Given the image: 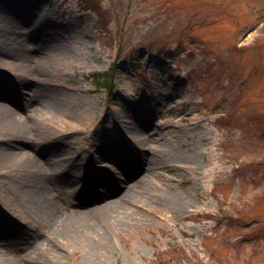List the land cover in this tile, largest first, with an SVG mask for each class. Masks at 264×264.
<instances>
[{"label":"rangeland","instance_id":"374dc122","mask_svg":"<svg viewBox=\"0 0 264 264\" xmlns=\"http://www.w3.org/2000/svg\"><path fill=\"white\" fill-rule=\"evenodd\" d=\"M0 58L17 70L0 104L52 127L36 172L0 177L24 227L0 229V264H264V0H0ZM129 187L132 205L91 216Z\"/></svg>","mask_w":264,"mask_h":264},{"label":"bare ground","instance_id":"6f19581e","mask_svg":"<svg viewBox=\"0 0 264 264\" xmlns=\"http://www.w3.org/2000/svg\"><path fill=\"white\" fill-rule=\"evenodd\" d=\"M13 66L11 63L7 62V60L0 58V72H3V71L10 72V70L11 72L13 71L16 72L17 70H13L11 68ZM41 75H42L41 71L37 70V77L39 78L41 77ZM19 77H22L27 80H38V78L33 73L26 71V69L25 71H21V74ZM61 121L62 120H59V122H53V124L57 128L64 130V131H59L56 134H60L62 132L65 133L67 130H69V129L66 130L65 127L62 126V124L60 123ZM0 123L11 127L10 129H4L3 131H7L8 137L9 139H11L10 141L15 142L12 150H8L7 148H0V166H3L5 168V171L0 170V177L9 176L10 175L9 170L14 172V171H19V170L30 169L29 172H36L35 168L39 162L36 161L35 156L33 155L34 154L33 151L34 150L38 151L36 149V144H38L39 141L43 139L45 132L52 130L51 125L47 123L46 121L38 118L37 113L33 111H29L27 113L25 112V115H24L12 109L10 106H6L2 104H0ZM69 132L70 130L66 132L65 134H68ZM49 138H51V135L49 136ZM213 140L214 141L216 140L215 136L213 137ZM214 151L215 149L212 148L209 153L210 155H213L212 160L218 162V159L215 156ZM59 166H62V165H59ZM37 172H38L37 174L41 173V172L39 173V171ZM222 172H223V169H220L216 172V167H215L213 173L214 175L217 176L218 173H222ZM60 173L61 174L66 173L63 167H61ZM104 181L105 182L107 181L106 177H104ZM149 181L150 179L148 178V176L145 175L143 179L138 182H140L139 184H143V183L147 184L149 183ZM95 183H98V182H95ZM132 189L133 187L128 188L124 197L122 198V201H123L122 204H118L115 202H108L107 204L103 206V208L97 209L101 211L99 214H94L91 216H98V215L103 216L104 215V217H107L109 215H117V212L123 209L122 207L123 205L127 203L132 205L135 199L138 197L137 196L138 194H136L134 190ZM53 207H54L53 205L51 207L47 199L45 201V210L42 209L38 211L39 220L42 221L47 218L48 219L52 218L53 217V212H52ZM89 217L90 216L87 213H85L84 218L79 221L80 226L74 225V228L79 227L80 230L82 231L88 230L89 227L91 228L92 223H91V226H89L91 222ZM40 221H38V223L41 225ZM8 224L9 226L5 229H8V228L13 229V230L21 229L16 224H13V223H8ZM0 229H3V228L0 227ZM89 232L85 233V235L79 238L75 243L89 242V241L92 244L97 243L98 240H95V237H93L95 235L92 233L93 236H91L90 234H88ZM29 264H56V263H52L51 261H41L40 256L35 255V258L33 259L32 263H29Z\"/></svg>","mask_w":264,"mask_h":264},{"label":"trees","instance_id":"16d2710c","mask_svg":"<svg viewBox=\"0 0 264 264\" xmlns=\"http://www.w3.org/2000/svg\"><path fill=\"white\" fill-rule=\"evenodd\" d=\"M106 75H107L106 80H105V82H102V83L105 84L109 90H112V88H113V82H112V78H111L112 72L110 71V72L106 73Z\"/></svg>","mask_w":264,"mask_h":264}]
</instances>
